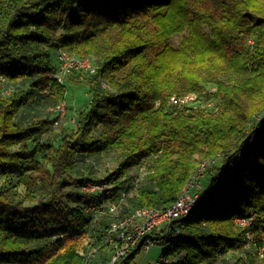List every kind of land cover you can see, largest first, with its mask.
Segmentation results:
<instances>
[{"label":"trees","instance_id":"trees-1","mask_svg":"<svg viewBox=\"0 0 264 264\" xmlns=\"http://www.w3.org/2000/svg\"><path fill=\"white\" fill-rule=\"evenodd\" d=\"M58 49L91 58L96 71L76 80L90 92L88 109L53 145L40 139L55 118L24 124L19 114L35 94L65 102L64 81L48 78ZM0 77L37 91L0 89V264H109L114 221L167 209L201 163L219 157L193 210L152 234L157 264H264V0H0ZM187 94L214 105L168 103ZM111 155L99 178L92 162ZM120 178L131 181L122 202ZM88 183L109 188L82 191ZM99 204L107 212L93 222L86 210ZM86 237L100 241V263L80 254Z\"/></svg>","mask_w":264,"mask_h":264},{"label":"built area","instance_id":"built-area-1","mask_svg":"<svg viewBox=\"0 0 264 264\" xmlns=\"http://www.w3.org/2000/svg\"><path fill=\"white\" fill-rule=\"evenodd\" d=\"M95 71L96 67L91 58L78 57L64 49H58L56 51L55 68L48 73V78L62 83L67 76L73 73L81 76L82 74H94ZM0 89L4 94H7L5 79L3 77H0ZM210 91H214V88H211ZM168 103L177 107L198 108L200 110L210 109L214 105L212 100H206L204 96L197 94H187L184 96L172 95L169 97ZM52 110L56 116L55 124H57L65 115V103H58ZM209 164L210 160H205L201 163L188 184L181 191L179 197L167 209L157 210L151 207H140L126 217L114 221L111 224L109 233L118 234L116 235L117 241L114 243L116 251L109 264H114L121 257L131 253L135 249L139 252H148L155 246L152 234L167 229L171 221L189 214L195 207L198 198L197 190L201 189L200 180ZM106 188H109V186H98L88 183L82 187V191L90 193L95 191L101 192ZM106 194L109 195L110 191H107ZM108 208L109 212L115 210L114 205ZM86 212L93 216V222H95L107 212V206L105 204L90 206ZM234 223L248 228L251 219L235 218ZM108 240L112 243L111 238Z\"/></svg>","mask_w":264,"mask_h":264},{"label":"rangeland","instance_id":"rangeland-1","mask_svg":"<svg viewBox=\"0 0 264 264\" xmlns=\"http://www.w3.org/2000/svg\"><path fill=\"white\" fill-rule=\"evenodd\" d=\"M181 36L176 35L171 38V42L174 44H177L180 40ZM76 76V74H71V76H67L63 81L64 85L66 87V94H65V106L66 111L64 117L60 119V121L55 124L53 123V128L50 131H46L43 136L41 137L40 141L44 143H50L53 145H58L60 143V134L62 131V128H70L72 126V123H74L75 114L78 112H85L88 109L89 100H90V92L88 88L83 84H78L76 80L82 81V74L81 76H76L77 78L73 77ZM78 75V74H77ZM5 88H7L6 92L7 94L12 91L13 89L22 90L24 92H36L32 91V87L30 82L28 81H22L18 84V87H15L12 84H5ZM40 91V90H39ZM38 91V93H39ZM43 92V90H42ZM44 93V92H43ZM43 93L35 94V100L30 102L27 106H25L22 111L19 114V119L24 123L28 124L31 121L35 119H54L56 116L52 110V106L46 104L44 101V98L42 97ZM41 94V97H40ZM115 155L108 156L103 159H99L96 161H93V170L95 171V174L99 178H104L108 171L114 166L115 164ZM91 161L87 160L85 164H89ZM211 166H214L215 168H221L222 167V161L221 158H216L213 160L209 165V172L206 171L203 175V178L201 180V187L202 191L201 193H204L211 181V179L217 174V171L211 170ZM82 165H78V168H82ZM143 174V168H133L131 170V175L134 177H140ZM12 182L14 181L11 180ZM119 182L121 183V193H120V199L119 202H122L123 197L129 192L130 188V182L128 180H125L124 178H120ZM6 182L3 181L2 178H0V190H3L6 186ZM251 227V223L248 226V228ZM97 234H99L97 232ZM104 237L100 236L99 240H101L104 244H106V241H103ZM100 242V241H99ZM99 242H96L93 238H85L82 242V245L80 246V254H83L84 250H89L88 253L90 255V260L94 262L100 263L102 259V252L99 251L97 246L99 245ZM92 244L94 247H92ZM99 247V246H98ZM247 248V247H246ZM162 246L159 245L157 242L153 248H151L148 252H139L135 256L134 260L130 264H157L160 255H161ZM257 251L258 255H262L261 249H258ZM247 251L250 253V256H252L254 250L253 249H247ZM250 256L246 257V261L249 262ZM225 258H231V254H227Z\"/></svg>","mask_w":264,"mask_h":264}]
</instances>
